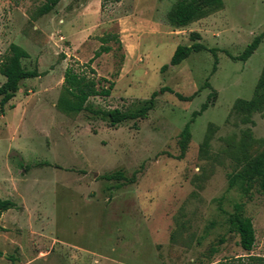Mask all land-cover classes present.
<instances>
[{"label":"rangeland","instance_id":"374dc122","mask_svg":"<svg viewBox=\"0 0 264 264\" xmlns=\"http://www.w3.org/2000/svg\"><path fill=\"white\" fill-rule=\"evenodd\" d=\"M177 1L61 0L38 16L44 0H0V63L16 43L29 53L23 65L40 72L0 106V196L14 202L0 219V264L243 257L229 222L235 203L253 219L250 253L264 257V192L228 187L231 173L264 152V109L236 106L254 96L264 38L246 61L228 55L264 33V0H223L182 27L170 20ZM194 32L207 49L162 73ZM102 45L111 50L95 57ZM89 63L100 87L114 83L109 96L84 102L93 109H133L163 86L192 98L160 92L147 117L116 127L88 108L62 109L66 68L88 72ZM206 102L182 155L180 133ZM116 171L126 180L105 178Z\"/></svg>","mask_w":264,"mask_h":264},{"label":"trees","instance_id":"16d2710c","mask_svg":"<svg viewBox=\"0 0 264 264\" xmlns=\"http://www.w3.org/2000/svg\"><path fill=\"white\" fill-rule=\"evenodd\" d=\"M60 1L61 0H44V3L37 11L38 16H43L52 12ZM222 4L223 0H178L174 9L170 13V20L176 26H186L189 23L206 16L215 9H218ZM191 38L196 41L200 39V34L194 32L192 33ZM262 38H264V33L257 36L242 54L233 56L228 52V55L234 60L246 61L259 47ZM103 41L104 43L108 42V39L103 38ZM206 49L205 45L198 41L191 45H178L170 63L163 65L161 72H166L170 66L180 65L192 53ZM110 50V46L102 45L101 49L96 52L95 57H99L103 52H109ZM9 52L10 56L0 63V73L6 78L4 83L0 86V106L2 108L16 96L21 81L40 76V72L37 68L28 69L23 65L22 60L29 57V53L22 46L12 43L9 47ZM92 60L90 62H92ZM89 64L87 65V68L89 69L88 72L86 70L80 71L73 65H69L66 68L63 81V88L66 95L61 97L59 106L69 112H79L88 108L95 114L101 115V117L108 121L109 125L112 127H116L124 122L132 120L136 121L147 117L149 112L154 109L156 98L160 92L164 93L169 91L174 93L180 100H191L192 98L191 96H184L181 93L174 91L171 87L163 86L160 91L153 92L149 99L144 100L140 105L133 109H93L90 106H85L84 102L89 97L109 96L114 88V83L111 82L108 87H100L99 80L93 76L95 70L92 69L91 63ZM208 105L209 104L206 102L202 105L200 110L194 111L191 120L186 123L181 131L180 146L182 155L185 154L191 140L192 123L197 116L201 115L208 108ZM236 106L249 113L254 110L264 109V70L260 74L253 98L250 100H239ZM229 176V188H238L242 193L250 194L251 189L258 184L260 189L264 192V152L254 158L246 160ZM105 178L109 180H126L122 171L106 174ZM13 206L14 202L11 199H3L0 196V219L3 213L11 209ZM229 222L232 226V230L239 235L240 246L248 251V255L234 259L220 260L210 264H264V257L250 253L256 243V229L253 219L245 215L243 203L234 204V211L229 215ZM2 254L3 253L0 250V256H2Z\"/></svg>","mask_w":264,"mask_h":264}]
</instances>
